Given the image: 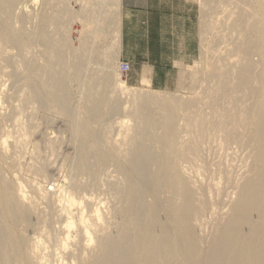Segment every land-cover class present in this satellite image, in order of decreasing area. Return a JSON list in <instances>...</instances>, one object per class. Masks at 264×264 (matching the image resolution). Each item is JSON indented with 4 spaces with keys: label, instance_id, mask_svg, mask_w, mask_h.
Here are the masks:
<instances>
[{
    "label": "rangeland",
    "instance_id": "obj_1",
    "mask_svg": "<svg viewBox=\"0 0 264 264\" xmlns=\"http://www.w3.org/2000/svg\"><path fill=\"white\" fill-rule=\"evenodd\" d=\"M206 1L16 0L11 13L0 5V218L16 248L36 245L42 231L54 251L65 235L60 226L67 219L56 216L55 208L40 202V196L61 200L59 208H68V194L78 199L94 196L92 205L100 203L102 212L108 213L107 233L117 234L127 225L119 209L130 185L123 168H130L133 152L147 149L162 159L156 163L161 173L170 174L174 150L166 140L167 125H174L182 150L196 144L190 136L197 125L196 113L201 120L216 122L212 107L203 103L197 108L192 102L209 86V67L232 71L239 58L235 49L242 42L231 22L242 19L246 9L221 4L216 15L217 5H205ZM123 5H133L137 15L129 42L124 40L128 12ZM252 9L257 14L256 5ZM258 12L264 18V5ZM95 24L98 31L93 34ZM73 39H81L84 47H74ZM256 43L245 46L251 51ZM258 44L264 50V42ZM252 59L262 61L256 55ZM50 65L67 69L68 80L60 72L52 74ZM225 79L228 83L231 78ZM33 80L41 83L44 104L29 90ZM55 87L66 97L65 109L58 105ZM144 125L142 140L137 130ZM134 133V145L128 149V137ZM84 166H91L93 175ZM52 180L55 187L49 184ZM21 189L33 197L31 202L19 198ZM165 190L161 221L166 220L169 199ZM8 199L26 210V220L6 211ZM208 221L209 227L196 226L195 231L214 244L212 219ZM72 235L74 240V231ZM49 264L61 261L55 258Z\"/></svg>",
    "mask_w": 264,
    "mask_h": 264
},
{
    "label": "bare ground",
    "instance_id": "obj_2",
    "mask_svg": "<svg viewBox=\"0 0 264 264\" xmlns=\"http://www.w3.org/2000/svg\"><path fill=\"white\" fill-rule=\"evenodd\" d=\"M15 3L16 0H0L8 13ZM221 4L239 5L246 13L242 19L231 22L232 31L242 42V47L235 49L239 58L231 65L232 71L209 67V86L192 102L197 108L203 103L212 107L216 122L201 120L196 113L193 118L197 125L190 135L196 144L190 143L182 150L178 149L180 135L173 133L172 123L167 125L166 140L174 150L170 174L161 173L156 163L162 159L147 149L133 152L135 158L130 168H123L130 185L119 209L127 225L117 234L107 233L108 213L102 212L100 203L92 205L94 196L78 199L68 194V208H59L61 200L40 196V202L55 208L56 216L67 219L60 226L65 234L61 242L50 251L41 231L36 245L16 248L0 218V264H49L55 258L61 264H264V50L258 47V42H264V18L258 12L264 0H207L205 5H217L218 15ZM252 5H256L257 14L251 12ZM82 24L87 26V22ZM97 25L93 34L98 31ZM209 27L208 23L206 30L212 36ZM65 41L71 47L70 39ZM73 41L77 49L84 47L81 39ZM247 42H257V46L250 51L245 46ZM253 55L260 56L262 61L255 62ZM260 67L263 69L259 70ZM60 69L64 68L50 65L52 74L60 72L64 81L68 80L67 69ZM241 74L244 79L239 78ZM225 76L231 78L228 83ZM40 84L33 80L29 90L44 104ZM55 88L58 105L65 109L66 97ZM167 112L172 118V109ZM146 125L137 130L142 140L146 137ZM137 134L128 137V149L134 145ZM84 169L93 175L91 166ZM134 178L138 181L134 182ZM49 184L55 187L56 183L52 180ZM19 186L24 184L20 182ZM163 188L169 199L164 211L166 220L161 221ZM147 197L152 200L147 202ZM19 198L24 202L33 200L23 189ZM5 209L11 216L24 215L26 220V210H20L13 199L5 202ZM114 213L120 214L117 209ZM210 218L209 237L214 244L195 231L196 226L200 230L209 227L206 222ZM70 241H75L72 246ZM90 244L87 255L85 249Z\"/></svg>",
    "mask_w": 264,
    "mask_h": 264
},
{
    "label": "crops",
    "instance_id": "obj_3",
    "mask_svg": "<svg viewBox=\"0 0 264 264\" xmlns=\"http://www.w3.org/2000/svg\"><path fill=\"white\" fill-rule=\"evenodd\" d=\"M132 7L133 5H123V8L128 12V15H126V18H125V26L123 29L124 40L127 42L130 41V35L133 33V29H132L133 28L132 26L133 18L137 17V15H134V9Z\"/></svg>",
    "mask_w": 264,
    "mask_h": 264
}]
</instances>
